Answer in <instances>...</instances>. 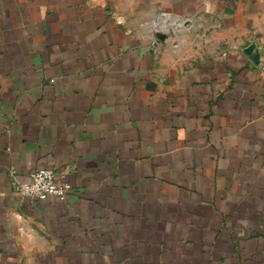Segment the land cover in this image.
Instances as JSON below:
<instances>
[{
  "label": "crops",
  "instance_id": "1",
  "mask_svg": "<svg viewBox=\"0 0 264 264\" xmlns=\"http://www.w3.org/2000/svg\"><path fill=\"white\" fill-rule=\"evenodd\" d=\"M263 64L264 0H0V264H264Z\"/></svg>",
  "mask_w": 264,
  "mask_h": 264
},
{
  "label": "built area",
  "instance_id": "2",
  "mask_svg": "<svg viewBox=\"0 0 264 264\" xmlns=\"http://www.w3.org/2000/svg\"><path fill=\"white\" fill-rule=\"evenodd\" d=\"M261 68L264 72V64ZM69 189L70 183L57 181L55 171L50 167L36 168L31 172L29 180L16 185L21 196L40 200L49 197L63 198Z\"/></svg>",
  "mask_w": 264,
  "mask_h": 264
},
{
  "label": "water",
  "instance_id": "3",
  "mask_svg": "<svg viewBox=\"0 0 264 264\" xmlns=\"http://www.w3.org/2000/svg\"><path fill=\"white\" fill-rule=\"evenodd\" d=\"M244 51H245L246 53H250V52L252 51V45L247 46V47L244 49Z\"/></svg>",
  "mask_w": 264,
  "mask_h": 264
}]
</instances>
